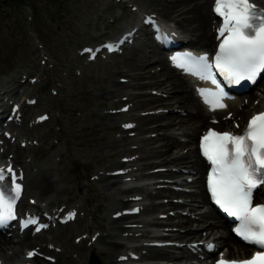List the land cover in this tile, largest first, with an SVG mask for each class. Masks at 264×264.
Returning a JSON list of instances; mask_svg holds the SVG:
<instances>
[{
  "label": "rangeland",
  "instance_id": "rangeland-1",
  "mask_svg": "<svg viewBox=\"0 0 264 264\" xmlns=\"http://www.w3.org/2000/svg\"><path fill=\"white\" fill-rule=\"evenodd\" d=\"M162 1L168 3L173 0ZM210 1L204 0L207 8ZM132 5L144 11L156 12L155 8L145 4V0H0V95L7 96L14 92L19 99L22 96L38 98V103L25 111V119L12 126L14 140L11 139L6 144L7 150L3 157L14 154L15 158L23 162V166L27 164L28 169L33 172L28 173L29 181L36 171L47 168V173L53 176L55 185L67 190L58 198L49 196L43 200L34 196L28 188L26 202L32 197L42 209L65 206L66 209L75 208L78 211V218L74 223L45 232L37 236L36 243L30 245L31 247L45 245V248L50 250L52 247L50 243H54L50 254L58 257L59 264H88L91 251H94L104 263H109L117 259L122 252L124 254L130 250L144 256L145 246L160 227L155 221L175 224L179 220L187 221L191 217L170 216L169 204L172 202L168 201L162 209V213L169 215L168 218L156 219L158 212L142 213L134 219L135 224L140 227L133 231L135 234L132 238L130 231L119 233L118 236H123L129 244L118 253H105L107 249L97 241L94 243L95 248L90 246L93 235L107 233L110 218L124 207L114 208L113 205L116 198L125 196L121 193L123 188L121 183L105 188L100 177L108 176L118 168L114 165L117 158L120 161L124 156L137 159V154H133V145L130 153L107 148V143L121 140L123 128L120 126L121 123L144 114L146 110H130L120 116L116 115L117 113L113 114L119 116V120L122 119L116 127L104 122L101 119L102 115L116 112L119 106L110 104L108 98H103V94L113 90L114 81L122 82L125 75H128L126 78L129 79L123 62L127 54L116 55V59L111 63L103 59L89 62L86 56L80 54V49L84 45L98 43L106 37L113 36L121 28L131 26L134 17L130 15L136 13L131 10ZM149 38L150 35L146 34L135 47L139 48L141 55H149V63H152L155 58L152 56L151 46L147 45ZM159 69V66L149 67L151 72ZM25 70H28L31 76L39 77L40 81L37 84L21 83V75ZM160 78L165 79L164 75ZM154 90L158 91L160 94L157 95L160 96L172 94L168 91L162 92L155 85L137 91L153 94ZM154 96L149 95L150 98H155ZM122 97L125 99L124 102H128L125 92ZM4 101L6 98L0 103ZM250 102V106L253 107L254 99L252 98ZM4 103L8 105V102ZM174 103L162 104L164 107L153 111L162 110L161 112L168 113L175 110L179 114H185L192 110ZM42 112H48L50 119L42 125L36 124L34 118ZM167 122L166 118L155 119V122L150 123V128L158 123L165 125ZM207 125L208 123L205 126ZM205 126L198 129L195 134L193 130L175 131L180 132L184 139L196 142ZM150 130L155 131L152 133L148 131L143 136H157L164 132L155 128ZM172 130L174 129L167 130L166 134L172 135ZM123 135L132 137L129 131ZM179 150L181 148L175 147L174 152ZM148 163V160L143 159L133 162L130 165L133 171L127 176L131 178L130 184H124V187L136 190L139 197H144L142 202L146 206L160 201L156 197L146 196L158 190L160 185L149 184L153 177L144 176L146 172L159 167L153 165L149 170H137L138 167L144 168ZM193 175L196 182L202 185V177L200 178L199 174L196 176L195 173ZM166 176L168 175L164 174L161 178ZM162 180L161 184H166L165 179ZM112 181L117 180L114 178ZM163 198L161 200L170 197ZM192 212L199 214L197 211ZM178 235L182 236L183 233L179 231ZM26 248H22L21 252ZM183 248L170 250L177 254ZM146 257H143L145 259L140 262L141 264H156Z\"/></svg>",
  "mask_w": 264,
  "mask_h": 264
},
{
  "label": "bare ground",
  "instance_id": "bare-ground-1",
  "mask_svg": "<svg viewBox=\"0 0 264 264\" xmlns=\"http://www.w3.org/2000/svg\"><path fill=\"white\" fill-rule=\"evenodd\" d=\"M254 2L260 7H264L263 0H254ZM145 4L156 9L160 17L163 19L172 20L177 28L181 29L184 33H188L195 37V40L191 43L192 47L195 48H210L212 44L215 42V35L212 30L213 17L210 13V9L207 8L206 2L204 0H173L168 3H164L162 0H145ZM137 13H134L136 15ZM152 43L148 42L147 45L150 46ZM147 45L145 47H147ZM139 48H133L128 52V54L123 59L125 72L129 74V77L132 78V82L130 84V80L127 78L122 82L114 81L113 90L105 92L103 94V98H108V102L113 105H117L120 102L121 96L123 92H126L128 99L132 102L134 110L141 109L143 107H155L157 104H168L170 102L178 103L181 107L185 108H196L199 107V111L196 113L189 114L186 118L180 116L179 114H168V115H147V116H135L132 121L135 122L133 127L130 130L122 129L121 131V140L116 141L112 140L107 143V148L114 149L116 151H124L132 153L131 145L134 146V153L137 154V161L140 159L148 160L149 163L145 164L149 169L153 168V165H156L158 161L160 163H165L171 165L174 163L175 166L183 165L182 167H186L195 170L196 173H201L204 169V162L199 156L198 144L195 146V143H183L181 141H177L166 134L167 127L175 129H180L184 132L188 130H193L195 132L204 127L206 123H208L209 118H211L210 113L205 111V108L200 103L199 99L194 93V90L189 85L188 81L182 77L175 69H173L170 64L166 61L163 55H158L159 61H162L161 64L164 67L163 71H149V67H154L155 63H149V55H141L139 53ZM141 52V51H140ZM25 75V74H24ZM164 75V78H160ZM125 75L124 77H127ZM159 77V78H158ZM156 85L160 89H169V91H173L175 94L172 98L162 99V98H150L145 95L144 92H135V90L146 89L149 86ZM132 89L133 92L129 90ZM233 107H236L233 105ZM264 108V105H261ZM119 116L121 114H118ZM119 116L112 115L110 113H106L102 115L101 119L104 122L109 123L111 126H117L122 119ZM166 118L168 120L167 124L162 125L158 123L155 127L150 128V123L159 120L160 118ZM119 120V121H118ZM230 122V121H228ZM227 122V123H228ZM113 127V128H115ZM164 131L162 135H149L143 136L148 131L151 133L155 130ZM128 131H136V134L132 137L124 136V132ZM25 134V131H24ZM150 134V133H149ZM27 136V135H26ZM121 141H124L123 143ZM133 143V144H131ZM189 149L185 152H182V149L186 147ZM181 148V152H173V148ZM175 153V154H173ZM12 161L17 165L21 166L20 168H24L25 172H30L31 169H28L27 164L22 166L23 162L21 160ZM162 164L160 166H166ZM114 165L119 166L116 169L127 168L125 167V163L121 162L118 158L115 161ZM127 166V165H126ZM156 167V166H155ZM115 169V170H116ZM141 169V168H139ZM47 168H42L33 175L32 179L29 181L27 185V190L29 188L31 193H34V196H37L39 199H47V197L52 196L54 198L60 197L65 191V189H61L55 185L53 180V176L47 173ZM131 171L128 172V174ZM109 175L100 177V181L104 183L105 188H110L111 185H116L121 182V179L126 177V175ZM158 174V173H157ZM29 177V176H28ZM161 176H156L155 178H160ZM116 179V182H113V179ZM109 181H112L110 183ZM159 183V182H155ZM133 190L131 188H122V192L125 195H129ZM135 191V190H134ZM136 192V191H135ZM173 194V191L169 188L158 189L156 193H149L150 196H156L157 198L166 197V194ZM182 197L184 193H178ZM189 197L196 199H200L201 202L207 201L205 196V191L202 189L198 194L190 193ZM139 198L132 200L129 198L119 197L116 198L113 205L114 208H119L123 205H128V208H133L135 205H138ZM140 201V200H139ZM193 200L191 202L171 203L170 207L177 208L181 207L182 204L190 205L184 207V209L189 208L191 210H197L192 207ZM131 202H133L131 204ZM165 205L162 203L153 204L146 208V212L158 211L159 209H163ZM213 210L209 212V214L201 215L198 221H201L198 224V228H193L194 225L193 220L188 219L187 221L177 223L175 225L186 228V234L179 236L180 239H194L195 241L200 240H208L216 241L218 237L219 231L217 222H212L208 218L214 217ZM136 215H123L119 218H110V228L111 231L107 235H102L97 238V242L101 243L107 250L105 253H118L121 249L125 248L128 244L127 240H124L123 237L119 238L118 234L120 231H131L132 222L131 220L136 219ZM123 223V225H122ZM128 228V229H125ZM178 235V234H177ZM33 233L31 230L26 231L23 235H21L18 239L5 237L0 240V259L3 260L4 263H21L24 264H50V262L46 261V259H42L39 256H35L32 259L26 258L23 256L25 253L30 252V249L21 253L22 247L29 246L33 243ZM151 240H159L152 238ZM162 241L166 240H174V239H160ZM225 247L222 249L223 251H229L230 254L238 253L237 243H231L230 238L225 240ZM96 246L94 245L95 248ZM242 247V246H241ZM246 247V246H245ZM8 249H14L12 253L7 252ZM126 250V249H125ZM123 253V252H122ZM147 256L150 257L151 260H158L164 262L176 261L180 258L178 254H174L171 252L169 247H155L148 246L147 247ZM184 257L186 261L194 259L195 256L192 253H184L181 257ZM28 257V256H27ZM105 264H130L122 261H118V259H113L109 263Z\"/></svg>",
  "mask_w": 264,
  "mask_h": 264
},
{
  "label": "snow or ice",
  "instance_id": "snow-or-ice-1",
  "mask_svg": "<svg viewBox=\"0 0 264 264\" xmlns=\"http://www.w3.org/2000/svg\"><path fill=\"white\" fill-rule=\"evenodd\" d=\"M213 11L221 18L217 32L223 37L215 55L188 53L179 58L178 66L217 86L215 91L199 90L211 109L217 110L227 105L216 72L237 84L254 83L264 74V7L254 0H215ZM201 152L211 165L207 186L215 204L239 221L233 231L240 239L260 248L250 258L221 259L217 264H264V204L253 202L254 190L264 186V112L254 115L238 133L209 129L201 138ZM7 172L12 174L14 187L5 183V170L0 168V224L16 218L15 206L22 192L13 169Z\"/></svg>",
  "mask_w": 264,
  "mask_h": 264
},
{
  "label": "water",
  "instance_id": "water-1",
  "mask_svg": "<svg viewBox=\"0 0 264 264\" xmlns=\"http://www.w3.org/2000/svg\"><path fill=\"white\" fill-rule=\"evenodd\" d=\"M89 264H103V263L100 261V259L95 254L92 253Z\"/></svg>",
  "mask_w": 264,
  "mask_h": 264
}]
</instances>
